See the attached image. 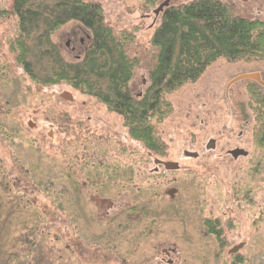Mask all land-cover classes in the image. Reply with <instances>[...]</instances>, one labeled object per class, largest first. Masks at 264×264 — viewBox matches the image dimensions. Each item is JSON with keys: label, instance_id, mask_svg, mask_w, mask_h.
<instances>
[{"label": "rangeland", "instance_id": "374dc122", "mask_svg": "<svg viewBox=\"0 0 264 264\" xmlns=\"http://www.w3.org/2000/svg\"><path fill=\"white\" fill-rule=\"evenodd\" d=\"M82 1L100 7L116 38L130 35L129 88L144 95L157 53L151 37L160 19L153 24L152 13L162 0ZM217 1L235 17L264 23V0ZM17 26L13 0H0V264H264V158L219 156L235 145L257 152L248 135L238 138L247 117L262 110L250 82L226 86L252 73L264 81V58L219 59L164 95L169 112L151 121L164 148L157 154L166 151L160 159L181 167L152 174L154 158L130 138L122 117L64 83L41 87L29 79L9 49ZM51 40L66 63H76L91 37L69 23ZM212 138L217 150L206 152ZM185 150L200 157L184 158ZM94 152L100 158L89 160ZM99 181L104 187L92 186ZM171 187L175 199H164Z\"/></svg>", "mask_w": 264, "mask_h": 264}, {"label": "trees", "instance_id": "16d2710c", "mask_svg": "<svg viewBox=\"0 0 264 264\" xmlns=\"http://www.w3.org/2000/svg\"><path fill=\"white\" fill-rule=\"evenodd\" d=\"M13 12L19 31L9 49L29 79L41 87L64 83L94 98L122 116L129 135L150 150L156 148L151 121L169 112L165 94L195 82L219 59L264 58V23L235 17L215 0H194L164 11L151 37L157 53L149 87L134 99L129 88L133 65L124 49L130 35L116 38L97 4L13 0ZM69 23L78 24L91 37L84 58L76 63H66L51 40Z\"/></svg>", "mask_w": 264, "mask_h": 264}, {"label": "flooded vegetation", "instance_id": "af4514ba", "mask_svg": "<svg viewBox=\"0 0 264 264\" xmlns=\"http://www.w3.org/2000/svg\"><path fill=\"white\" fill-rule=\"evenodd\" d=\"M157 1L158 0H154L152 3H156ZM215 1H217V0H215ZM171 2H172V0H162L158 4V6L156 7V9L154 11H156L161 6H163V7H162V9L160 11H158V13L156 15L154 14V11H153V13H152L153 16H154V19H152L153 20V24H154L155 20L157 21V19L159 17V19H160V20H158L159 21L158 22V25H159L160 21L162 20L161 17H162V15H163V13H164V11L166 9H170V8L180 7L181 6V5L173 6V5H171ZM165 3H167V4L165 5ZM182 5H184V4H182ZM242 19L248 20V18L247 19L246 18H242ZM248 21H250V20H248ZM254 21H256V20H254ZM254 21H250V22H254ZM157 27L158 26H156V28ZM156 28H155V30H156ZM18 31H19V29H18ZM12 45H15V44L13 43ZM15 58H16V55H15ZM16 59H15L16 64L19 65L22 68V70H23V67L20 64H18V62H17ZM23 72H24V70H23ZM252 74H258L259 75V78H260V82L259 83L255 82V81H253L251 79L250 80L249 79H243V80H239V81L234 82V83L231 84V82L234 80L233 79V80L229 81V83L227 84L226 91H228L232 85H234V84H236V83H238L240 81H249L250 82L249 88L250 89L251 88H255L256 89V90L253 91L252 96L256 99L255 100V103L262 110L259 112V114L257 115V117L256 116L254 117V116H251V115H249L247 117V118H249V121H247L245 123L246 128H247V131L245 133L244 132H240V134L238 135V138H241L244 135H248L250 137V141L252 142L253 148H255L257 152L250 151L248 149H245V148H242V147L236 146V145L235 146H231L229 148H227V146H226L221 151V153L223 152L224 156L220 154L219 155V156H221L220 158H232L233 160H237L238 158H264V81L262 80L261 75L259 73H252ZM245 75H250V74H245ZM245 75H243V76H245ZM131 95L135 99V98L141 97L143 94H140L139 96L135 97L132 94V92H131ZM254 95H257L259 98L255 97ZM120 117H122V116H120ZM28 127L31 129V128L34 127V124L32 122H29L28 123ZM51 135L52 134L50 133V137H51ZM130 138H132V137L130 136ZM135 141H138V140H135ZM217 145H218L217 144V140L212 138L205 145V151L206 152H209V151L210 152H213V151L217 150ZM227 145H229V144H227ZM155 146H156L155 149H151L150 150L148 148V151L149 152H148V156H147L149 158H154L153 159V164L155 166V170L153 171L152 174H160V175H163L164 173H168V172L170 173V172L179 171L181 166H179V163L178 162L168 161V160L166 161L164 159H160V158H167L168 157V156H166V151L163 152V155H161L160 153L157 154V151H159V150L161 151V148H163V146H161L160 143L158 145L156 143ZM186 152L187 153H190V154H195V157L194 158H199L200 157V152H193V151H186L185 150L183 152V154H182V156L184 158H190L191 159V157L185 156V153ZM99 156H100V154H98L97 152H94V154H92L91 156H89V158H90L89 160H93L92 158H100ZM234 158H237V159H234ZM94 161H96V160H94ZM165 163H174V164H177V166H179V167H178L177 170H172V171L170 170L169 171V170H166L165 169V166H164ZM160 168L163 169V170H160ZM89 178H88V181H89ZM105 181L106 180H103L102 182L104 183ZM105 183H107V182H105ZM86 184H89V182H86L85 185ZM104 184H101L100 181L98 183L92 182V186L93 187L102 188V187H104ZM117 184L119 185V182ZM98 192L100 194L103 193L102 191H98ZM177 193H178V190L175 187H171V188H168L166 191H163L161 193V195L164 197V199H165V197H167L169 200H174L175 197H176V195H177ZM105 200L103 202H101V200H97L98 203H96V204H98V205H104V204H107L108 203V209L109 210H112L113 207H114L112 205V203L106 202L107 200L106 201ZM131 211H132V209H131ZM104 214L105 215L107 214V216H108V215H110V212H105ZM118 214H119V212L117 211L116 213H113L112 217H116V216H118ZM169 252L170 251H168V250H163L162 251V253L166 257H169V255H170ZM234 254H236V253H234Z\"/></svg>", "mask_w": 264, "mask_h": 264}, {"label": "water", "instance_id": "95a60500", "mask_svg": "<svg viewBox=\"0 0 264 264\" xmlns=\"http://www.w3.org/2000/svg\"><path fill=\"white\" fill-rule=\"evenodd\" d=\"M167 3H165V5H166ZM162 7L163 6H161V7H159L156 11H154V14L156 15L157 13H158V11H160L161 9H162ZM243 79H251V80H253V81H255V82H257V83H259L260 82V78H259V75L258 74H250V75H245V76H241L240 78L238 77V78H235L232 82H231V84L232 83H234V82H237V81H239V80H243ZM60 98H62L63 100H65V101H68V102H72L73 101V98L71 97V94L70 93H68V92H63L61 95H60ZM185 156H187V157H191V159H196V158H194L195 157V154H190V153H185ZM234 159H237V158H234ZM164 166H165V169L166 170H177L178 169V167L179 166H177V164H174V163H165L164 164ZM239 250V247L237 248V247H235V248H233L232 250H230L229 251V253L230 254H234V253H236L237 251Z\"/></svg>", "mask_w": 264, "mask_h": 264}]
</instances>
